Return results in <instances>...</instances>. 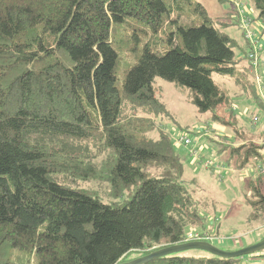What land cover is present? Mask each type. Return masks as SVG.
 <instances>
[{
	"label": "trees",
	"instance_id": "16d2710c",
	"mask_svg": "<svg viewBox=\"0 0 264 264\" xmlns=\"http://www.w3.org/2000/svg\"><path fill=\"white\" fill-rule=\"evenodd\" d=\"M223 1L233 4L229 14L239 20L243 45L215 27L196 0H0V264H16L3 259L7 245L28 254L26 264H120L162 241L186 243L187 231L203 218L182 158L169 133L147 139L148 126L136 115L164 108L155 87L161 78L224 123L218 110L229 98L215 74L233 78L264 110L246 37L254 31L263 55L264 0H252L263 25L241 0ZM132 31L145 39L142 49ZM231 113L238 117L236 109ZM253 119L259 125L260 117L257 124ZM227 149V158L216 155L225 165L259 170L264 164V144ZM105 155L100 170L96 161ZM154 167L162 171L153 174ZM99 178L111 185L114 201L73 186ZM253 182L247 183L251 221L264 214V194ZM242 259L188 250L146 264Z\"/></svg>",
	"mask_w": 264,
	"mask_h": 264
},
{
	"label": "rangeland",
	"instance_id": "374dc122",
	"mask_svg": "<svg viewBox=\"0 0 264 264\" xmlns=\"http://www.w3.org/2000/svg\"><path fill=\"white\" fill-rule=\"evenodd\" d=\"M196 1L205 6L215 27L238 44H244L245 41L237 23L239 20L236 15L229 14L232 12L231 7L233 6L231 2L223 0ZM241 2L247 15L255 19L259 25H263L261 21L257 20L258 13L253 1L241 0ZM139 27L136 30L143 34L144 28ZM139 33L130 32L131 35L134 34L133 43L136 47L137 45L141 46L140 49H142L146 41L140 37ZM262 42H264V37H262ZM151 49L156 51L154 44L151 45ZM159 51L160 54H163L165 48L159 49ZM239 56L238 49H236V57L239 58ZM261 58L263 62L261 68L264 71V53ZM124 72L125 69L120 66V80ZM214 80L229 98L227 104L220 106L218 110V115L224 120V123L221 121L215 123L209 114L200 113L188 98V91L161 78L156 79L155 87L157 97L164 102L162 103L164 108L153 112L152 110L143 112L140 109L136 116L145 120L144 128L148 126L144 130L147 139L158 140L161 133L166 135L169 133L177 153L182 158L186 185L191 192L198 213L203 218V221L192 224L193 226L187 231V235H189L186 236L185 242H191L188 240L198 237H209L214 239L212 244L223 251H238L264 240V214L259 219L251 221L253 210L249 206L248 200H253V196L247 184L249 181L256 180L255 183L264 194V175L261 174L262 171L264 173V164L259 170L251 166L239 168V164L237 166L233 162L225 165L219 161L216 155L227 158L229 154L227 147L246 142H253L257 145L264 144V132L261 131L264 129V110L259 108L248 92L242 91L241 86L233 78L215 74ZM234 109L237 110L238 117L232 115L231 111ZM255 115L261 119L257 126L252 123ZM182 137L190 139L191 144L185 145L184 142H181ZM105 158L106 155L96 161L100 170L104 166ZM210 160L213 161L211 166L207 164V161ZM161 171L162 168L154 167L151 172L157 174ZM255 183L253 182L254 185ZM73 186L85 190L105 202L114 201L111 185L105 178L78 181ZM121 199H127V197L122 196ZM169 247L171 245L162 241L160 244L147 247L144 250L132 251L120 264L143 259ZM258 253L264 256V250L247 255L242 259L241 264H264V257H256ZM188 254L200 255L203 253L190 252ZM28 258V254L12 248L11 245L5 247L3 259L16 264H26ZM235 264H239V262Z\"/></svg>",
	"mask_w": 264,
	"mask_h": 264
},
{
	"label": "water",
	"instance_id": "95a60500",
	"mask_svg": "<svg viewBox=\"0 0 264 264\" xmlns=\"http://www.w3.org/2000/svg\"><path fill=\"white\" fill-rule=\"evenodd\" d=\"M188 250H203L210 254H213L215 256L222 257V258H242L247 255H252L256 252L264 250V240L260 241L257 244L248 246L244 249H240L238 251H223L210 242L191 241L185 244L174 245L169 248H165L163 250L155 252L154 254L150 256H147L143 259H140V260L128 263V264H146L155 259L169 256L171 254H176V253L183 252V251H188Z\"/></svg>",
	"mask_w": 264,
	"mask_h": 264
},
{
	"label": "built area",
	"instance_id": "2783aa9c",
	"mask_svg": "<svg viewBox=\"0 0 264 264\" xmlns=\"http://www.w3.org/2000/svg\"><path fill=\"white\" fill-rule=\"evenodd\" d=\"M242 27L244 30V27L248 29V25L246 24V21H244V17L242 16ZM246 37L251 41L253 50L248 53V59L250 60V75L252 77V80L254 82V85L256 87V90L258 92L259 97L261 98L262 102L264 103V71L261 68L262 65V54L260 52V48L258 46V42L255 36V33L253 30H248L246 32ZM254 123L257 124L259 122V117H254ZM186 144H189V140H185ZM189 235V234H188ZM187 235V236H188ZM203 237V236H200ZM188 241H204V242H210L213 243L214 239L209 237H203V238H196L191 239Z\"/></svg>",
	"mask_w": 264,
	"mask_h": 264
}]
</instances>
